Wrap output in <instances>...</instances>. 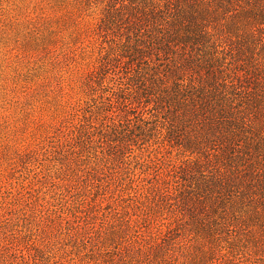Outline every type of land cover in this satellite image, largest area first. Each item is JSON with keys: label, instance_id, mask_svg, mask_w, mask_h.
<instances>
[{"label": "trees", "instance_id": "1", "mask_svg": "<svg viewBox=\"0 0 264 264\" xmlns=\"http://www.w3.org/2000/svg\"><path fill=\"white\" fill-rule=\"evenodd\" d=\"M73 14L91 37L81 97L9 156L67 160L65 228L87 264H264V0H74Z\"/></svg>", "mask_w": 264, "mask_h": 264}, {"label": "rangeland", "instance_id": "2", "mask_svg": "<svg viewBox=\"0 0 264 264\" xmlns=\"http://www.w3.org/2000/svg\"><path fill=\"white\" fill-rule=\"evenodd\" d=\"M73 1L0 0V206L12 202L17 211L0 220L18 243L7 260L0 255V264H87L65 228L63 208L73 198L60 180L67 160L9 156L53 135L51 127L81 97L91 37L73 14ZM24 238L43 243L42 252L29 255Z\"/></svg>", "mask_w": 264, "mask_h": 264}]
</instances>
